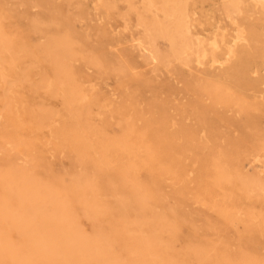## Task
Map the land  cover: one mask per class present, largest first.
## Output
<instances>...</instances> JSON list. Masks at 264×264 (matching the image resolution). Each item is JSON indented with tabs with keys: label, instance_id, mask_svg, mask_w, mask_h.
Here are the masks:
<instances>
[{
	"label": "rangeland",
	"instance_id": "1",
	"mask_svg": "<svg viewBox=\"0 0 264 264\" xmlns=\"http://www.w3.org/2000/svg\"><path fill=\"white\" fill-rule=\"evenodd\" d=\"M154 4L0 0V264H264V9L184 1L216 67Z\"/></svg>",
	"mask_w": 264,
	"mask_h": 264
},
{
	"label": "bare ground",
	"instance_id": "2",
	"mask_svg": "<svg viewBox=\"0 0 264 264\" xmlns=\"http://www.w3.org/2000/svg\"><path fill=\"white\" fill-rule=\"evenodd\" d=\"M145 1V0H144ZM148 1V8H154L155 4H154V0H147ZM184 1L185 0H162V7H160V9L158 8V10H160L162 12V15L164 16V21H158V20H154V22L152 23V28L153 29H157L159 31H164V32H168L173 44L176 43L175 46L178 47V53L183 56V58H189L190 56H194V61L196 62L197 65H202L204 64L206 61H208L210 63V65L214 64L216 65V67H222V65L228 61H230L233 57H235V49L238 47V45L243 42H246V35H245V30L244 27L239 26L238 24H236V21L234 20L233 23L235 24V34L230 38V39H226L225 38V34L224 31H220L222 33H215L212 34L211 37L209 39H205L201 36H199L198 34H195L194 38L196 43H195V48L192 47V41H191V37L189 36V34L187 35V32H185V28H187V15L184 9ZM237 2L238 0H232ZM251 2L255 5V6H260L264 9V0H251ZM187 11V10H186ZM152 20V19H151ZM164 22V23H163ZM170 28L171 31H167L166 29ZM112 30V29H111ZM151 30V29H150ZM218 30V29H217ZM120 31V30H119ZM111 33V32H110ZM167 36V35H166ZM227 37V36H226ZM145 39V38H144ZM144 44V43H143ZM139 45V44H138ZM146 45V44H144ZM140 47V46H139ZM141 48V47H140ZM146 48V47H145ZM142 49V48H141ZM124 54V53H123ZM146 58L148 55H145ZM179 56V55H178ZM149 57V56H148ZM123 58V57H122ZM150 58V57H149ZM148 59V58H147ZM149 60V59H148ZM189 61V59H187ZM127 63V62H126ZM126 80V79H125ZM91 87V86H90ZM132 89V88H131ZM93 90V89H92ZM122 90V89H121ZM126 93V92H125ZM131 98V97H130ZM129 99V98H128ZM81 102H83L85 105V103H87V100L85 98V95L80 97ZM101 102V101H100ZM67 103V102H66ZM95 103V100H94ZM111 103V102H110ZM98 104V102H97ZM95 105V104H94ZM162 117V116H161ZM139 120V119H138ZM146 129V128H145ZM140 131V130H139ZM146 131V130H145ZM144 130H142V132H145ZM141 132V131H140ZM139 132V133H140ZM142 135H140L141 137ZM149 153V152H148ZM253 161L255 162V164H257V167L259 165H261L263 167V164L259 158V156H255L253 157ZM226 165V164H225ZM259 172V171H258ZM192 173V172H190ZM84 176V175H83ZM187 179V178H186ZM257 181V180H255ZM25 183L20 184L16 190V192L14 194H16L18 197L21 198V200L19 199V203H20V208L23 209L24 208V201L25 199H28V197L30 198V194H33L35 191V188L33 185H31L30 183H26V181L24 180ZM250 183H255L254 180H251ZM210 185V184H209ZM208 185V186H209ZM252 185V184H251ZM207 186V187H208ZM212 186V185H211ZM249 186V185H248ZM12 187V186H11ZM210 187V186H209ZM208 187V188H209ZM213 187V186H212ZM207 188V189H208ZM210 189V188H209ZM208 189V190H209ZM207 190V191H208ZM211 190V189H210ZM12 191H14L12 189ZM216 192V191H215ZM215 192L213 194H215ZM252 193V192H251ZM258 194V192H255ZM1 194V193H0ZM8 196V193H5ZM213 194H209V195H213ZM216 195V194H215ZM14 196V195H13ZM12 196V197H13ZM214 196V195H213ZM217 196V195H216ZM215 196V197H216ZM223 197V196H222ZM214 198V197H213ZM12 199V198H11ZM232 199V198H231ZM35 201V200H34ZM37 202V200H36ZM3 204L0 202V209L1 206ZM8 205V204H7ZM27 205V204H26ZM12 206V205H11ZM28 206V205H27ZM26 206V207H27ZM54 206V204H53ZM25 207V208H26ZM55 208V207H54ZM20 209V210H21ZM39 211V210H35ZM24 214V213H23ZM23 216V215H22ZM20 217V216H19ZM12 220V219H11ZM10 220V221H11ZM253 220V219H252ZM9 221V222H10ZM32 228V227H31ZM1 236V235H0ZM1 239V237H0ZM1 243V242H0ZM57 247L58 242L56 241L55 243H51V246ZM49 249H47V252H51L54 253L55 249L53 247H51ZM59 249V247H57ZM12 250V249H11ZM7 252V251H6ZM46 252V253H47ZM136 252V251H135ZM25 253V252H24ZM47 253V255L49 254ZM139 253V252H138ZM7 256V255H6ZM10 256V255H9ZM13 256V255H12ZM4 258V257H3ZM2 258V259H3ZM4 260V259H3ZM13 261V260H12ZM4 262V261H3ZM11 263V262H9ZM8 263V264H9ZM136 263V262H135ZM16 264H30L28 261L26 260H18L16 262Z\"/></svg>",
	"mask_w": 264,
	"mask_h": 264
}]
</instances>
